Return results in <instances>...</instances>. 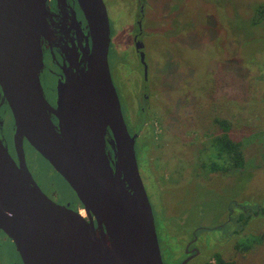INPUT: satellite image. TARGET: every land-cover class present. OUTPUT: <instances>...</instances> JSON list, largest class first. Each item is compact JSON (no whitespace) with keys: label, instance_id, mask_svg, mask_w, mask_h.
I'll return each mask as SVG.
<instances>
[{"label":"rangeland","instance_id":"rangeland-1","mask_svg":"<svg viewBox=\"0 0 264 264\" xmlns=\"http://www.w3.org/2000/svg\"><path fill=\"white\" fill-rule=\"evenodd\" d=\"M104 3L114 43L123 46L116 84L131 135L138 133L139 172L165 263L182 259L177 234L201 227L204 255L189 264H203L205 257L212 263L216 253L236 264H264V215L246 224L237 220L245 203L264 205V19L254 21L264 0ZM137 19L153 72L145 117L138 110L141 65L130 42ZM8 114L6 133L13 120ZM217 119L226 120L229 135L242 143V169L210 167L211 140L223 132ZM27 154L45 188L64 198L76 196L41 155L30 148ZM167 227L172 236L165 234ZM253 236L261 240L246 251L235 248Z\"/></svg>","mask_w":264,"mask_h":264},{"label":"water","instance_id":"water-1","mask_svg":"<svg viewBox=\"0 0 264 264\" xmlns=\"http://www.w3.org/2000/svg\"><path fill=\"white\" fill-rule=\"evenodd\" d=\"M77 1L91 46L83 65L58 84L52 109L40 82L47 0H0V104L11 112L19 161L0 138V228L25 264H167L139 172L138 133L128 131L110 75L105 4ZM24 140L71 187L82 205L78 211L42 192L26 166Z\"/></svg>","mask_w":264,"mask_h":264},{"label":"flooded vegetation","instance_id":"flooded-vegetation-1","mask_svg":"<svg viewBox=\"0 0 264 264\" xmlns=\"http://www.w3.org/2000/svg\"><path fill=\"white\" fill-rule=\"evenodd\" d=\"M105 0H103L104 2ZM105 4V3H104ZM46 7L48 11L47 22L51 27V33L53 35L52 39L48 42L41 43L42 47V55H43V66L40 70V82L43 89V94L51 106L52 109H56L57 100H58V84L64 82L67 78L68 72H74L79 69L83 63L82 58L84 52L88 50L91 46V39L89 35V28L87 21L84 17V14L79 6L77 0H47ZM106 7V5H105ZM107 10V7H106ZM142 10H139V15H142ZM108 14V11H107ZM109 17V16H108ZM110 24V21H109ZM136 32L131 35L130 42L131 46L134 49L135 54L139 59V64L141 65V72L143 78V88H142V103L138 107V110H141L142 117H145L144 111L148 106V101L150 98V86L152 84L151 77L153 72H151L149 63L147 62V48L140 38L142 35V27L139 19L136 20ZM110 45L108 52V65L110 70V75L114 86L116 88L118 97V87L116 82L118 81V71L117 68L122 64L120 61V57L118 53L121 51L122 47H117L116 45H121L116 41L114 43L113 30L110 24ZM143 53L144 60L140 59V53ZM116 71V75L114 74ZM0 94V101H1ZM121 110L123 114L124 121L127 125L128 131L130 134V128L126 120V116L124 114V110L122 108L121 100L119 97ZM10 112L7 104L3 102L0 104V138L8 149V152L15 160L17 164H19L18 157L14 148V123L12 120L11 124V132L6 133L4 131L5 127H7L6 116H8ZM11 115V114H10ZM12 116V115H11ZM128 121L131 122V118L129 113L127 114ZM141 117V118H142ZM50 118L52 122L57 125L58 120L53 111H50ZM13 119V118H12ZM137 126V125H136ZM111 137L110 132L106 134V141H108ZM23 148L25 152V162L26 166L32 175L33 179L42 190L44 194H46L52 201L57 204H61L66 206L68 209H73L78 211L82 205L80 204L77 197L64 198L62 197L54 188H48L39 181L40 178L37 173L34 172L31 167L32 161H30L27 148L35 151L26 140L23 142ZM107 153L109 154V159L112 161L114 159V152L111 146L107 143ZM39 154V153H38ZM40 155V154H39ZM84 214V211H81ZM166 224V221H165ZM167 225V224H166ZM201 227H195L194 229L189 230V233L177 234L180 235L182 242V259L178 264H189L196 257H203V252L205 251L204 245L198 242L199 231ZM204 228V227H203ZM166 235H173L170 229L167 227L165 231ZM176 235V234H175ZM184 235H189L184 237ZM198 243V244H197ZM163 259V256H162ZM164 260V259H163ZM165 262V261H164ZM0 264H25L18 249L14 242V240L7 235L0 228ZM203 264H208L207 258H204Z\"/></svg>","mask_w":264,"mask_h":264},{"label":"trees","instance_id":"trees-1","mask_svg":"<svg viewBox=\"0 0 264 264\" xmlns=\"http://www.w3.org/2000/svg\"><path fill=\"white\" fill-rule=\"evenodd\" d=\"M264 19V4L258 6V11L254 17V21L259 22ZM216 122L221 126L223 132L220 135L214 136L211 140L212 156L210 158V167L215 170L219 166V170L242 169L245 166L246 160L242 150V143L234 140L228 133L229 125L224 119H217ZM242 211L239 212L238 219L246 224L249 220L257 215H264V205H250L245 203ZM260 241V236H253L248 243H244L242 247L235 244V248L239 251L248 250L252 243ZM208 264H236L233 260H227L220 254L214 255L212 263Z\"/></svg>","mask_w":264,"mask_h":264},{"label":"bare ground","instance_id":"bare-ground-1","mask_svg":"<svg viewBox=\"0 0 264 264\" xmlns=\"http://www.w3.org/2000/svg\"><path fill=\"white\" fill-rule=\"evenodd\" d=\"M47 28H48V31L45 33V34H43L42 36H41V43H45V42H48V41H50L51 39H52V37H53V35H52V33H51V27L49 26V24L47 23ZM109 243V242H108Z\"/></svg>","mask_w":264,"mask_h":264}]
</instances>
